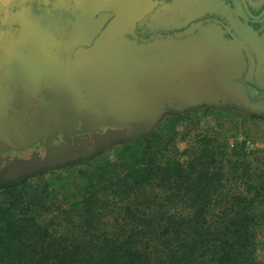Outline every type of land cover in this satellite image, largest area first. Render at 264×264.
I'll list each match as a JSON object with an SVG mask.
<instances>
[{"label":"trees","instance_id":"16d2710c","mask_svg":"<svg viewBox=\"0 0 264 264\" xmlns=\"http://www.w3.org/2000/svg\"><path fill=\"white\" fill-rule=\"evenodd\" d=\"M191 110L110 142L115 159L0 185V264H264V170L241 162L245 142L178 150Z\"/></svg>","mask_w":264,"mask_h":264},{"label":"flooded vegetation","instance_id":"af4514ba","mask_svg":"<svg viewBox=\"0 0 264 264\" xmlns=\"http://www.w3.org/2000/svg\"><path fill=\"white\" fill-rule=\"evenodd\" d=\"M132 1L0 0V185L90 161L135 129L80 120L86 84H100L88 50L106 35L113 66L116 46L192 41L208 51L200 55L217 88L240 86L264 102V0ZM27 162L29 171L16 167Z\"/></svg>","mask_w":264,"mask_h":264},{"label":"water","instance_id":"95a60500","mask_svg":"<svg viewBox=\"0 0 264 264\" xmlns=\"http://www.w3.org/2000/svg\"><path fill=\"white\" fill-rule=\"evenodd\" d=\"M111 39L106 35L88 50V62L100 64V84H86L87 104L80 120L96 129L101 124L131 127L130 122L134 123L135 129L119 132L112 142L150 133L167 113L201 106L223 107L230 102L237 109L264 114V102H252L245 88L232 86L225 91L216 87L202 59L208 51L192 41L167 39L116 46L113 66ZM29 166L28 162L16 164L28 171Z\"/></svg>","mask_w":264,"mask_h":264},{"label":"rangeland","instance_id":"374dc122","mask_svg":"<svg viewBox=\"0 0 264 264\" xmlns=\"http://www.w3.org/2000/svg\"><path fill=\"white\" fill-rule=\"evenodd\" d=\"M97 65L100 66V64L95 66ZM95 73L97 78L100 79L96 71ZM92 75L95 78V74ZM203 107L207 106L194 108V110L187 112L186 119L177 126L176 148L178 150L191 148L204 135L219 140H227L229 145L237 141L245 142L244 150L247 154L240 159L241 162L249 164V170L252 172L259 173L264 170V118L249 116L237 108L213 107L208 109ZM173 133V131H169L166 135L169 136ZM117 151L114 149L108 150L94 163H99L103 159H115ZM232 159L235 160L236 157H232ZM58 182L64 184V177L59 179ZM261 210L264 213V206L261 207ZM258 241L259 256L264 258V223L259 228Z\"/></svg>","mask_w":264,"mask_h":264}]
</instances>
